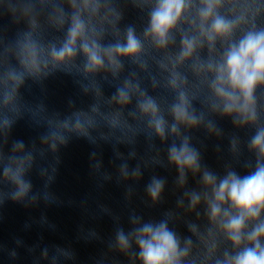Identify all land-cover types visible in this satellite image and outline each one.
<instances>
[{
  "label": "clouds",
  "instance_id": "9594fccd",
  "mask_svg": "<svg viewBox=\"0 0 264 264\" xmlns=\"http://www.w3.org/2000/svg\"><path fill=\"white\" fill-rule=\"evenodd\" d=\"M129 9L140 23L127 22ZM58 73L73 79L86 105L70 98L59 111L26 97ZM21 120L40 130L28 143L13 138ZM225 120L235 130L227 136L232 159L219 171L194 133L223 139ZM141 137L151 163L175 172V206L147 218L131 209L127 227L113 216L107 241L81 229L82 239L106 244L94 264H118L115 255L128 264H264V0H0V207L62 203L51 185L73 140L112 146L128 198L134 190L126 182L144 175L128 162ZM119 145L131 146L127 157ZM89 164L101 186L113 179L97 151ZM168 185L167 176L151 175L145 204L164 205ZM38 222L55 229L46 215ZM16 248L0 243L12 260ZM28 252L32 264L77 260L71 245Z\"/></svg>",
  "mask_w": 264,
  "mask_h": 264
}]
</instances>
